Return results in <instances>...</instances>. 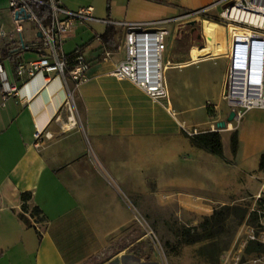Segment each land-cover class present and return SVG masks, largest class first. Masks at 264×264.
Returning <instances> with one entry per match:
<instances>
[{"label":"crops","instance_id":"obj_1","mask_svg":"<svg viewBox=\"0 0 264 264\" xmlns=\"http://www.w3.org/2000/svg\"><path fill=\"white\" fill-rule=\"evenodd\" d=\"M103 1L100 18L94 16L96 0H60L71 10L90 6L99 19L132 22L211 9L221 0ZM106 27L77 23L62 44L65 54L81 52L90 61L89 78L74 88L70 107L55 72L15 74L18 62L38 56L35 36L25 43L21 32L20 43L10 37L0 45V64L18 86L3 99L0 82V264H93L132 227L144 230L136 218L163 232L170 216L193 225L218 207L264 192V170L258 167L264 108L246 110L216 128L231 111L222 98L226 34L224 51L192 59L189 48L197 44L186 49L172 23L163 62L166 96L155 101L110 74L124 52L119 29L113 28L115 48L105 47L100 35ZM104 50L111 52L106 60ZM36 128L50 135L40 145L34 144ZM193 130L218 131L224 158L191 144ZM35 206L39 213L32 212ZM141 239L103 264H164L155 251L135 254L131 247Z\"/></svg>","mask_w":264,"mask_h":264},{"label":"built area","instance_id":"obj_2","mask_svg":"<svg viewBox=\"0 0 264 264\" xmlns=\"http://www.w3.org/2000/svg\"><path fill=\"white\" fill-rule=\"evenodd\" d=\"M31 2L49 9L48 24L39 20ZM214 6L221 8V19L239 28L229 32L225 50L228 64L222 90V98L231 110L235 111L234 118L238 120L246 110L264 108V0H221ZM8 8L17 24L22 20L31 19L37 30L34 43L39 48L38 56L33 60L18 62L15 68L16 76L32 78L38 73L55 72L65 87L64 103L69 107L73 101L74 88L88 80L90 68V61L83 53L77 52L69 59L62 49L64 40L77 23L102 22L121 30L120 42L124 56L115 64L110 74L116 79L131 81L153 100L158 101L166 96L162 61L169 34L166 26L172 23L181 24L184 19L208 10L203 8L187 11L178 17L163 20L132 22L99 19L92 15L90 6L71 10L60 0H8ZM15 12L18 13L16 18ZM17 30L21 38V28L18 25ZM4 35L2 31L1 36ZM110 54L109 50H104L102 59L106 60ZM0 82L3 99L17 92L18 86L9 80L1 64ZM192 133L196 131L193 130ZM33 137L34 144L40 145L43 139L49 138L50 135L43 129L36 128ZM136 221L143 226L145 236L149 237L155 246H160L153 228L140 218H136ZM249 237L255 238L253 234ZM258 239L264 242V222L261 238ZM251 263L264 264V253L252 259Z\"/></svg>","mask_w":264,"mask_h":264},{"label":"rangeland","instance_id":"obj_3","mask_svg":"<svg viewBox=\"0 0 264 264\" xmlns=\"http://www.w3.org/2000/svg\"><path fill=\"white\" fill-rule=\"evenodd\" d=\"M96 10L94 16L105 17L106 4L103 0H96ZM8 0H0V45L13 37L20 43L19 31L16 29V22L7 11ZM220 7H213L206 11L194 14L181 24L174 23L173 28H177L175 37L183 40L182 45L188 49L192 44H197L202 47L204 39L201 34V21L209 20L217 25L216 27V46L217 50L224 51L226 34L227 41L229 32L237 31L239 28L233 24L220 18ZM194 20L195 24H189ZM21 24V32L24 37V42H28L37 32L34 21L25 19L19 22ZM172 24H168L169 34L167 42L172 37ZM6 34L1 36V32ZM174 32V31H173ZM198 35L201 37L198 38ZM166 52L163 54L162 61L166 60ZM225 55V52L222 53ZM225 133H222L224 136ZM230 209L223 210L222 215H217L214 219L207 222L205 218L210 215L200 216L198 221L193 225H185L180 223L174 217H169L167 223L168 229L163 232L154 230L155 236L158 239L160 246H155L149 237H143L145 230L134 226L124 235L116 238L105 250L103 254L95 258L93 264H103L108 258L117 253V249L129 244L131 241L142 237L141 241L134 247L136 255L140 254L150 256L153 251L155 254L167 264L173 260L172 264H252L251 260L260 257L264 253V247L257 251L255 242L260 241L262 231V222H264V192L256 196H245L244 199L237 200L231 204ZM218 210L221 207L217 208ZM252 212V213H251ZM183 229H189L188 238L195 239L189 243L184 242L181 235ZM250 234L255 236L250 238ZM157 245V244H156ZM250 245L251 250L246 251V247Z\"/></svg>","mask_w":264,"mask_h":264},{"label":"trees","instance_id":"obj_4","mask_svg":"<svg viewBox=\"0 0 264 264\" xmlns=\"http://www.w3.org/2000/svg\"><path fill=\"white\" fill-rule=\"evenodd\" d=\"M31 6H32L33 10L35 11L39 20L43 24H48L50 21L49 9L44 7V6L32 3V2H31ZM114 34H115V31H114L113 27L110 25H107L104 32L100 35V39L102 40V42L104 43V45L107 49H114L115 48ZM76 53L77 52H74L72 54H67V57L69 59H71V58H73V56ZM188 137H189L191 144H193L194 146L199 147L201 149H204L207 152L216 154V155L220 156L221 158H224L223 151H222L221 138H220V134L218 131H216V130L198 131L196 133L189 134ZM230 146H231L232 152L235 153L236 149H237L236 131H233L231 134ZM258 167L260 170H264V151L261 153V155L259 157ZM27 197H28V193L24 192L21 194V199L24 202L26 201ZM22 207L26 208V205L23 203ZM230 207H233V206L223 205V206H221L220 210L214 209L213 213L209 217L205 218V221L207 222L210 219H214L217 215H219V216L222 215L223 214L222 211L230 209ZM32 212L33 213H39L40 210L38 207L35 206L32 208ZM181 235L184 238V242H186V243H189L191 241H195V239L188 238L189 229H183L181 231ZM255 244H256L255 248L257 249V251H260L264 247V244H262L260 242H255ZM127 245L128 244H124V245L120 246L117 250L120 251L124 247H126ZM250 250H251V246L248 245L246 247V251L248 252Z\"/></svg>","mask_w":264,"mask_h":264},{"label":"bare ground","instance_id":"obj_5","mask_svg":"<svg viewBox=\"0 0 264 264\" xmlns=\"http://www.w3.org/2000/svg\"><path fill=\"white\" fill-rule=\"evenodd\" d=\"M201 31L204 36L205 42L202 47L198 45L191 46L190 57L192 59H197L198 57L215 55L217 53L216 46V27L217 25L209 20L201 21ZM189 52V51H188Z\"/></svg>","mask_w":264,"mask_h":264},{"label":"water","instance_id":"obj_6","mask_svg":"<svg viewBox=\"0 0 264 264\" xmlns=\"http://www.w3.org/2000/svg\"><path fill=\"white\" fill-rule=\"evenodd\" d=\"M17 14L18 13L15 12V14H14L15 18L17 17ZM27 17H28V14H26L25 18H27ZM189 24L193 25V24H195V21L192 20V21L189 22ZM38 35H40V34L38 33ZM200 37L201 36L198 35V38H200ZM234 117H235V111L234 110H231L225 120H219L216 123V128L217 129H223L225 127V125H226V121L227 122L232 121L234 119Z\"/></svg>","mask_w":264,"mask_h":264}]
</instances>
